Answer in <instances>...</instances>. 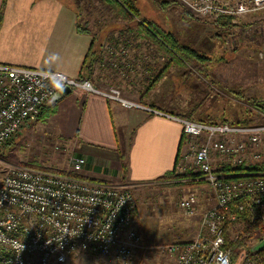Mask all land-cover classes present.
Instances as JSON below:
<instances>
[{"label": "built area", "instance_id": "obj_1", "mask_svg": "<svg viewBox=\"0 0 264 264\" xmlns=\"http://www.w3.org/2000/svg\"><path fill=\"white\" fill-rule=\"evenodd\" d=\"M170 1L196 18L239 17L264 9V0ZM107 51L108 64L118 73L119 64L116 57L112 61L109 46ZM64 88L101 95L125 108L158 113L124 99L113 86L100 88L90 80L67 77L56 70L0 63V145L36 118L44 103ZM172 118L181 122L187 145L180 159H186L190 151V168L202 176L213 203L199 211L192 193L179 199L180 211L189 217L198 215L199 225L189 241L166 248L167 264H232L225 228L237 223L242 212L252 214L264 227V122L237 125ZM84 163L83 157L68 154L71 174L78 173ZM185 165L178 164L182 174L187 172ZM224 167L243 170L231 177L221 172ZM133 188L55 170L7 167L0 179V264H64L74 255L127 264L142 247L133 225L137 209ZM238 237L234 235L232 242ZM259 240L250 242V247ZM248 255L242 253V264H262Z\"/></svg>", "mask_w": 264, "mask_h": 264}, {"label": "rangeland", "instance_id": "obj_2", "mask_svg": "<svg viewBox=\"0 0 264 264\" xmlns=\"http://www.w3.org/2000/svg\"><path fill=\"white\" fill-rule=\"evenodd\" d=\"M74 1L79 28L92 31L93 27H114L103 37H107L105 42L96 36L94 53L91 52L94 61L86 63L88 67L84 69L86 75L83 77H88L93 69H111L108 64L111 60L107 51L109 46L113 51L112 61L116 57L119 64V72L114 74L120 78L111 79L112 85L108 87L120 88L122 97L144 98L166 75L165 84H171L177 94L172 102H175L176 111L184 112L182 116L206 122H264V111L251 105L253 101L264 102V23L253 18L259 12L264 14V9L239 17L196 18L190 15L195 19L186 21L182 19L181 7L168 4L170 0H128L137 10L134 13L131 9L112 7L104 0ZM219 21H229V26L225 28ZM154 26L171 32L179 43L208 55L210 60L201 66L190 65L187 61L181 65L176 61L169 63L168 54L160 51L152 38ZM164 66L167 68L163 71ZM170 66L171 72L165 74ZM99 83L95 85L99 86ZM37 118L28 121L8 143L0 145V179L9 166L31 165L68 171V156L62 155L61 149H56V143L46 142L38 135L37 123L44 122L46 118ZM185 147L184 140L182 152H185ZM188 154L190 151L186 159L178 160V163L186 164L187 172L184 173H190L180 183L171 184V180H166L133 188L137 204L133 225L140 234L142 247L127 264H167L166 248L193 238L199 221L180 211L179 199L190 192L204 191L203 197L209 198L212 193L202 176L190 168L192 162ZM175 171L181 173L177 168ZM233 225L225 228L231 242L236 229ZM242 253L241 249L233 264H242ZM249 258L264 264V255L253 252ZM64 264L126 263L98 256L74 255Z\"/></svg>", "mask_w": 264, "mask_h": 264}, {"label": "crops", "instance_id": "obj_3", "mask_svg": "<svg viewBox=\"0 0 264 264\" xmlns=\"http://www.w3.org/2000/svg\"><path fill=\"white\" fill-rule=\"evenodd\" d=\"M73 1L5 0L2 4L0 0V63L56 70L77 79L90 77L94 85L100 82V88L112 85L111 79L120 78L115 70L93 69L88 77L83 72L96 36L103 38L114 27L95 28L91 23L92 31L79 28ZM253 18L264 23L260 12ZM171 70L170 66L165 74ZM165 76L144 98L123 96L159 114L125 108L94 93L68 92L44 103L43 108L50 110L44 122L37 123L38 135L63 148L65 157L73 154L85 159L78 177L134 188L157 183L158 177L178 168L185 140L180 123L172 118L185 117L184 112L176 111L172 100L177 94L171 84H165ZM192 194L199 211L213 203L212 197H203L204 191ZM191 217L199 221L198 215Z\"/></svg>", "mask_w": 264, "mask_h": 264}, {"label": "trees", "instance_id": "obj_4", "mask_svg": "<svg viewBox=\"0 0 264 264\" xmlns=\"http://www.w3.org/2000/svg\"><path fill=\"white\" fill-rule=\"evenodd\" d=\"M106 1L108 4H110V6L112 7H116V8H120V9H131L132 13L137 12V10L133 7V5L130 4V1L128 0H104ZM5 0H2V4H4ZM168 4H176L173 2H169ZM181 16L183 20H194L195 18L191 17L190 14L187 11H184L183 8H181ZM222 21V20H221ZM219 21V22H221ZM228 22V23H226ZM226 22H221L220 24H222L223 27L227 28L229 25V21ZM154 30L151 29V35L153 40L155 41V43L158 45V49L160 51H164L168 54L169 59L167 61H169V63H172L176 61L177 64H183L184 61L189 62L190 65H194V66H201L203 64H205L206 62H208L210 60L209 56L204 54L202 55V53H199L198 51H196L195 49L190 48L187 45H183L181 43H179V41L173 36V34L169 31H164L160 28H156L154 26ZM174 60V61H173ZM91 62L94 61L93 57L90 60ZM168 63V64H169ZM167 66V65H166ZM88 65L84 66V69L87 68ZM113 71L114 69L112 67H110ZM163 71L167 68V67H163ZM110 69V70H111ZM202 69V68H200ZM251 105L253 106V108H258L262 111H264V102H256L253 101L251 102ZM50 107L47 108H41L39 115L37 116V119H41L44 120L47 115L49 114V109ZM182 118H186L188 120H192L190 118L187 117H182ZM206 122V121H204ZM220 122H226V121H220ZM246 121H242V122H229V123H234L237 125H249L251 123H245ZM216 123V122H213ZM11 140V139H10ZM8 140V141H10ZM8 141L4 142V144L8 143ZM28 167H33V166H28ZM35 168H40L37 166H34ZM43 169V168H41ZM50 170V169H47ZM240 170H243L242 168L236 169V168H231V167H224L221 172H224L226 174H228L231 177H235V174H237L238 172H241ZM60 173H64V174H68L71 175V177H78L77 173H72L69 171H57ZM175 169H172L166 173H164V175L160 176L157 178L156 181H166L168 180L170 182L171 180V184H174L175 182H179L186 179L187 176L190 173H184V174H178L175 173ZM81 178V177H80ZM178 184V183H175ZM252 214H250L249 212H242L240 213V218L239 220H237L238 222L233 225L236 227L235 231H234V235H238V240L237 242H231L229 235L227 234L225 230L224 231V238H225V246L228 247L231 251V259H232V264L233 261L239 256V252L242 249V252H245V254H252V252H250L249 247L247 246L250 242H253V240H259L261 239L262 236H264V227L259 224L256 220H254L251 218ZM238 248H240L238 250ZM257 255H264V249L258 252H255ZM262 263V262H261ZM263 264V263H262Z\"/></svg>", "mask_w": 264, "mask_h": 264}, {"label": "water", "instance_id": "obj_5", "mask_svg": "<svg viewBox=\"0 0 264 264\" xmlns=\"http://www.w3.org/2000/svg\"><path fill=\"white\" fill-rule=\"evenodd\" d=\"M70 92L68 90V88H64V89H61V90H57V92H55L53 94V96L51 97V99H58L60 96L66 94ZM264 249V237L261 238L257 243L253 244L251 247H250V251L251 252H258V251H261Z\"/></svg>", "mask_w": 264, "mask_h": 264}, {"label": "bare ground", "instance_id": "obj_6", "mask_svg": "<svg viewBox=\"0 0 264 264\" xmlns=\"http://www.w3.org/2000/svg\"><path fill=\"white\" fill-rule=\"evenodd\" d=\"M156 112V111H155ZM158 114H159V112H158ZM176 118H180V119H186V118H182V117H176ZM176 121H178L179 123H180V125H181V127H182V124H181V122L179 121V119H177ZM202 122H204V121H202ZM77 156V155H76ZM56 171V170H55Z\"/></svg>", "mask_w": 264, "mask_h": 264}, {"label": "clouds", "instance_id": "obj_7", "mask_svg": "<svg viewBox=\"0 0 264 264\" xmlns=\"http://www.w3.org/2000/svg\"><path fill=\"white\" fill-rule=\"evenodd\" d=\"M22 249H23V245L21 244V250L20 251H22Z\"/></svg>", "mask_w": 264, "mask_h": 264}]
</instances>
